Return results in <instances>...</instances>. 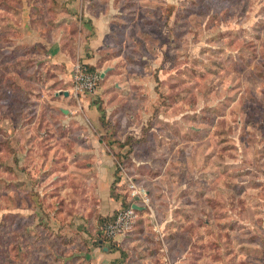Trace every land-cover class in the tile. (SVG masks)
I'll return each instance as SVG.
<instances>
[{
    "label": "rangeland",
    "instance_id": "rangeland-1",
    "mask_svg": "<svg viewBox=\"0 0 264 264\" xmlns=\"http://www.w3.org/2000/svg\"><path fill=\"white\" fill-rule=\"evenodd\" d=\"M34 1L31 25L74 56L80 19ZM115 4L117 30L92 64L113 68L76 96L66 67L28 41L23 0H0V264H264V0ZM98 107L151 195L117 242L124 263L97 229L85 242L74 230L78 207L94 206L76 199L74 137L94 132Z\"/></svg>",
    "mask_w": 264,
    "mask_h": 264
},
{
    "label": "crops",
    "instance_id": "crops-1",
    "mask_svg": "<svg viewBox=\"0 0 264 264\" xmlns=\"http://www.w3.org/2000/svg\"><path fill=\"white\" fill-rule=\"evenodd\" d=\"M53 1L58 3L56 11L58 13L61 12L62 16L68 18L74 17V23H77V18L80 19L78 26H80L79 32L82 37L80 45H78L79 50L74 51V56H71V54L62 49L61 38L56 37L50 42L47 41L46 34L48 31L45 25H38L36 27L31 25L29 19L31 16H35L32 10L36 5L34 0H32L31 3L29 0H23L20 16L23 18V26L26 28L27 33H38L36 38L33 37L32 40L28 41L32 43L35 42L41 49L44 47L46 49L49 48V57L53 58V62L65 66L70 72L69 77L72 79L73 66L77 61H82L91 66H93L92 64H96L98 49L106 42L108 36L117 30L115 22L120 17L118 15L120 10L115 4L117 0H108L109 4L104 7H100L96 3L97 0ZM22 31L24 32L23 29ZM50 32L60 34L65 31L64 27L61 29L55 25ZM107 67L113 68L112 65ZM58 93L59 92H56V94ZM97 111L99 112V120L92 124V129L90 128L91 131L94 129V132L92 131V133H89V131L87 132L84 128V133L81 135L82 137H74V147H76L74 148V177H76L74 178V182H76L78 187L81 185V192L76 195V199L78 203L90 201L94 204L90 210L79 206L78 210H76L77 212H74V220H76L74 230H77L76 232L79 233L78 239L82 242L91 238L90 233H93L94 229L98 228L99 219L112 216L121 206V203L115 200L111 195L112 185L116 179V157L107 143L100 138L101 135L105 134L104 130L107 132L110 131V127H104L100 119L101 114L98 108ZM95 132L98 134H95ZM125 140L126 139L123 138L121 142ZM87 187L90 189L92 188V193L89 195L85 190ZM90 221L94 223L91 224ZM88 223L91 224V228L87 227ZM64 227L62 224L58 225L57 233L59 231H65L66 228ZM118 241H123V239ZM104 250L107 253L111 252L106 249V247H104ZM111 262L112 260L109 264H111Z\"/></svg>",
    "mask_w": 264,
    "mask_h": 264
},
{
    "label": "built area",
    "instance_id": "built-area-1",
    "mask_svg": "<svg viewBox=\"0 0 264 264\" xmlns=\"http://www.w3.org/2000/svg\"><path fill=\"white\" fill-rule=\"evenodd\" d=\"M72 81L75 95L85 96L98 91L100 75L91 71L88 64L77 61L73 66ZM119 167L121 169V182H126L128 185L130 206L126 208L120 206L112 215V221L105 226V234L114 241L127 237L132 231L138 218L137 209L133 205L151 209V195L148 188L137 181L122 164Z\"/></svg>",
    "mask_w": 264,
    "mask_h": 264
},
{
    "label": "trees",
    "instance_id": "trees-1",
    "mask_svg": "<svg viewBox=\"0 0 264 264\" xmlns=\"http://www.w3.org/2000/svg\"><path fill=\"white\" fill-rule=\"evenodd\" d=\"M88 67H89V69L91 71L96 72V73H98L100 75V82H99V85H100L102 80H103V78H104V77L101 76L102 72L97 69V66L94 67V66L88 65ZM104 108H101V107L99 108L98 107V110L100 111V114H101L100 119H101L102 122H104L106 114H107V111ZM107 126L108 125H106V127ZM116 132H117V130H116ZM116 132H115V134L111 133L112 135L113 134L115 135L112 139H108L105 135H101L100 138H101L102 141H105L107 143V145L110 147L112 153L116 157V163H117L116 179L114 180V183L112 185L111 195H112V197L115 200H117V201H119L121 203V206L123 208H126V207L130 206V203L128 201L129 190H128L127 183L126 182H121L122 181V177H121V169H120L119 165L122 164L128 170V172L132 175V173L130 171V168L128 167V165H126L129 157L131 156L132 150H130V151L128 150L126 153H119V152L116 153V152L113 151L114 150V146L117 143L122 148L127 146V145H129L128 141H126L125 144H122L121 140H118L116 138ZM131 148H133V146ZM136 180L141 182V183H143L146 186V184L142 180H139L137 178H136ZM148 190H149V188H148ZM149 193H150V190H149ZM148 210L149 209L147 207H143L142 209L137 210L138 217H140L142 215H145ZM112 219H113V216H109V217H104V218H101V219L98 220V228H97V230H98L99 234L101 235V238L99 239V241L102 243L103 247H108L109 251H114V250L118 251V250H120V254L121 255H120V258H118L119 259L118 262L121 263V262H123V260L127 259L126 258L127 257V252L124 251V250L121 251L122 250L121 245L117 243V242H120V241H114V240L110 239L109 237H107V235L105 234V226L108 223H110L112 221ZM60 232L61 231L58 232L59 234L57 233L58 237H60V235H61ZM93 234L94 233H90V236L93 235ZM114 262L115 261L113 260L112 263H114Z\"/></svg>",
    "mask_w": 264,
    "mask_h": 264
},
{
    "label": "water",
    "instance_id": "water-1",
    "mask_svg": "<svg viewBox=\"0 0 264 264\" xmlns=\"http://www.w3.org/2000/svg\"><path fill=\"white\" fill-rule=\"evenodd\" d=\"M110 69H111V67H107V69H105V71L101 73V76L104 77V76H105V73L108 72ZM68 94H69L68 91H66V92H65V95H68ZM65 112H67V110H65ZM133 206H134V208H136L137 210L142 209V207L139 206V205H136V204H135V205H133ZM106 249H108V248L106 247Z\"/></svg>",
    "mask_w": 264,
    "mask_h": 264
}]
</instances>
